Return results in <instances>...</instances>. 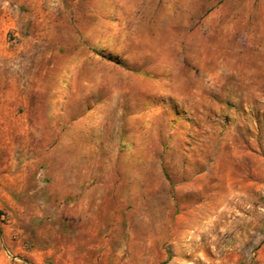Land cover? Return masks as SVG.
Instances as JSON below:
<instances>
[{
  "label": "rangeland",
  "instance_id": "rangeland-1",
  "mask_svg": "<svg viewBox=\"0 0 264 264\" xmlns=\"http://www.w3.org/2000/svg\"><path fill=\"white\" fill-rule=\"evenodd\" d=\"M0 264H264V0H0Z\"/></svg>",
  "mask_w": 264,
  "mask_h": 264
},
{
  "label": "crops",
  "instance_id": "crops-1",
  "mask_svg": "<svg viewBox=\"0 0 264 264\" xmlns=\"http://www.w3.org/2000/svg\"><path fill=\"white\" fill-rule=\"evenodd\" d=\"M94 139H95V140H97V138H96V137H95V138H94V137H91V138H90V140H94Z\"/></svg>",
  "mask_w": 264,
  "mask_h": 264
}]
</instances>
